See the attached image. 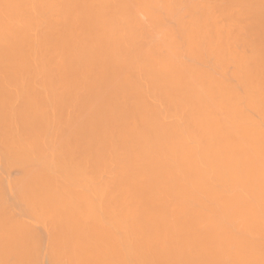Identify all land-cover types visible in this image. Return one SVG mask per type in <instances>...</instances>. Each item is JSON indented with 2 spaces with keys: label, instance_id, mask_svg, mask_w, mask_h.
Instances as JSON below:
<instances>
[{
  "label": "bare ground",
  "instance_id": "obj_1",
  "mask_svg": "<svg viewBox=\"0 0 264 264\" xmlns=\"http://www.w3.org/2000/svg\"><path fill=\"white\" fill-rule=\"evenodd\" d=\"M0 142L47 264H264V0H0Z\"/></svg>",
  "mask_w": 264,
  "mask_h": 264
},
{
  "label": "rangeland",
  "instance_id": "obj_2",
  "mask_svg": "<svg viewBox=\"0 0 264 264\" xmlns=\"http://www.w3.org/2000/svg\"><path fill=\"white\" fill-rule=\"evenodd\" d=\"M170 22H172V20L170 21ZM171 25V24H170ZM25 49H27V48H23V49H21V50H25ZM2 50V49H1ZM28 51V50H27ZM202 66H205V64H203ZM207 66V65H206ZM230 68V67H229ZM232 68V67H231ZM229 71H230V69H229ZM20 86V85H19ZM22 86H24L25 88H27V86H25V85H23L22 84ZM18 87V86H17ZM25 88H23L24 90H26ZM253 116H255V114L253 115ZM255 118V117H254ZM12 140L11 138H9L8 137V139H6V140ZM3 142V141H2ZM2 142H0V143H2ZM11 143V142H10ZM2 144H6V143H2ZM8 144V143H7ZM1 145V144H0ZM6 146H8V145H6ZM2 147H4V146H2ZM14 147H16V146H14ZM6 148V147H5ZM9 148H11V147H9ZM9 148H7V149H5V150H3V151H0V155L1 156H3L4 155V157H1L0 156V158H4L3 160L1 159L0 161H5V162H0V190H2V189H6L7 191H3V192H7V193H4L6 196H11V199L14 197V195H15V191L14 190H12L11 191V189H13V187H11L10 185L12 184V183H16L17 181H19V179H20V181H21V179H23L24 178V176L22 175V172L24 171V170H26L27 169V167L25 168V165L24 164H22V166L24 165V167L23 168H25V169H23V171L21 170L22 169V167L21 168H19V162L17 163H15V161L16 160H13V158L14 157H11V156H15V155H13V154H16V152H17V154H16V156H18L17 158H19V157H21V156H23L24 157V155L22 154H20L19 152H18V150H16V151H14L13 152V154L10 156V153H11V151H13V150H9ZM13 148V147H12ZM14 149H16V148H14ZM9 150V151H8ZM6 152V153H5ZM3 155H2V154ZM7 154H9V155H7ZM7 155V156H6ZM10 157H11V159H10ZM5 158H7V160H5ZM13 163H15V164H13ZM13 164V165H12ZM11 165V166H10ZM16 165V167H14ZM11 168H10V167ZM20 166H21V164H20ZM9 169V170H7V168ZM12 168H14V169H12ZM19 168V169H18ZM1 169H3V170H1ZM5 169V170H4ZM13 173V174H12ZM26 173H27V171H26ZM18 174H21V175H18ZM18 175V176H17ZM11 176H13V177H11ZM21 176V178H19ZM8 177V178H7ZM15 177V178H14ZM26 177H28V176H26ZM103 178V177H102ZM26 180H27V178H25ZM25 180V181H26ZM23 182V181H22ZM22 182H21V184H22ZM5 184V185H4ZM17 184V183H16ZM13 186H15L14 184H12ZM14 188H16V187H14ZM16 189H18V188H16ZM13 192H15V193H13ZM1 193V192H0ZM3 194V193H2ZM14 194V195H13ZM1 198H4L3 196H0ZM6 198V197H5ZM10 197H8L7 199H9ZM7 199H5L6 201H7ZM10 199V201L12 202L13 201V204L11 203V202H4L5 204H9L10 206L11 205H16V207L18 208L19 207V205L21 204H24V203H20L21 202V200H19L20 202H18L17 203V201L14 199H12L11 200ZM0 200H2V199H0ZM4 201V200H3ZM1 203H2V201H1ZM0 203V204H1ZM4 203H2V205H0V206H5V205H3ZM11 203V204H10ZM18 204V206H17V204ZM20 203V204H19ZM9 205H7V207L9 206ZM13 206V207H14ZM25 206V204L23 205V207ZM7 207H5V209L7 210V212L9 211V210H11L12 208L11 207H9L8 209H7ZM15 207V208H16ZM21 207V206H20ZM18 208L17 210H15V212H17L18 214L19 213H22L23 212V210H24V208ZM26 208V207H25ZM12 210H14V209H12ZM20 210H21V212H20ZM1 211H3L2 213H1ZM19 211V212H18ZM26 211V210H25ZM15 212H14V217H16L15 215H17V214H15ZM6 213V211H4L2 208H0V216L2 215V214H5ZM24 213V212H23ZM21 214V215H25V214ZM7 214H9V213H7ZM26 214H28V212L26 213ZM33 214V213H32ZM12 215V214H11ZM10 215V216H11ZM21 215H19V217L18 218H20V216ZM28 215H30V214H28ZM9 215H6L5 217H10ZM37 216H38V214H37ZM41 216V215H40ZM26 217V218H25ZM28 217H30V216H28ZM27 217V215H25V216H23V217H21L20 219H22L24 222H27L28 223V226L30 225V226H35V229L34 230H36V232H38L37 234H40L41 235V237L40 238H42V244H40L41 245V248H38V249H36V250H38L39 251V249H41V251H40V253L39 252H37V255H40V257L39 256H36V257H39L40 258V260L38 261H36V260H34V259H32V260H29V259H22L23 258V256L21 257V255H23L22 253H20L18 256L24 261V260H29V261H35V262H33V264H35L36 262H40L39 264H47V263H45V259L47 260V256L48 255H46V249H47V247H48V245H51L52 244V242L49 240V238H48V234L46 233V232H49L48 230V227H46V230L44 229V227H45V222L46 221H48V219H46V221H44V219H42L41 218V220L42 221H44V223H43V225H44V227H43V225L41 224V222L39 223V224H37L38 222H39V220L37 219V222H35L36 220H34L33 219V217L32 218H28ZM39 217V216H38ZM37 217V218H38ZM42 217H44V216H42ZM0 219H2V218H0ZM8 219H10V218H8ZM4 220V219H3ZM15 220H17L16 218H15ZM19 220V219H18ZM29 226V227H30ZM47 226V225H46ZM41 227V228H40ZM35 232V231H34ZM35 232V233H36ZM36 234V235H37ZM45 235V236H44ZM38 236V235H37ZM46 237V238H45ZM43 238H44V241H43ZM2 239H4V238H2ZM5 239H7V238H5ZM4 239V240H5ZM49 240V242L48 241H45V240ZM1 240V239H0ZM3 240V241H4ZM12 241H14L13 239H11ZM23 240H25V239H23ZM26 240H29V239H26ZM34 240H36V239H34ZM2 241V240H1ZM29 241H31V240H29ZM33 242V241H32ZM38 242H40V241H38ZM48 242V243H47ZM51 242V243H50ZM3 243V242H2ZM6 243H8V242H6ZM9 243H11V242H9ZM16 243H18V244H20V241H18V242H16ZM34 243V242H33ZM36 244H37V242H35ZM14 244V243H13ZM32 243H30L29 245H31ZM2 245V244H1ZM8 245H10V244H8ZM39 245V244H38ZM5 246H7V244H5ZM16 246V245H15ZM22 246H26V245H24V244H22ZM43 246V247H42ZM10 247V246H9ZM14 247V246H13ZM20 247V246H19ZM33 247V246H32ZM50 247V246H49ZM15 248V247H14ZM27 248V251L29 252V250L31 251L32 250V248H30L29 250H28V247H26ZM35 248V247H34ZM21 250V248H17V249H13V251L15 250H17V251H19V250ZM49 249H51V248H49ZM1 250V249H0ZM4 250H6V249H4ZM22 250H24V249H22ZM33 251H34V249H33ZM51 251V250H50ZM0 252H2V251H0ZM22 252V251H21ZM49 252V251H48ZM18 253V252H17ZM24 253H26V252H24ZM2 254V253H1ZM0 254V255H1ZM33 255H36L35 253H32ZM3 255V254H2ZM7 255H8V253H7ZM13 255V254H12ZM45 255H46V257H45ZM49 255H51V254H49ZM4 256H6V254L4 255ZM29 256L30 257H32V255H28V258H29ZM12 257H14V256H12ZM35 257V256H34ZM19 258V259H20ZM59 258H60V256H59ZM0 259H2V258H0ZM10 259H12V258H10ZM38 259V258H37ZM58 259V258H57ZM56 259V260H57ZM8 260V259H7ZM50 260V259H49ZM14 261V260H13ZM16 261H18V259H16ZM22 261V262H23ZM48 261V260H47ZM1 262V261H0ZM22 262H20V261H18V263H15V264H22ZM58 262V261H57ZM60 262H62V261H60ZM60 262H58V264H60ZM2 263H4V262H2ZM24 263V262H23ZM4 264H6V263H4ZM7 264H9V263H7ZM11 264H13V263H11ZM25 264H27V262L25 263ZM49 264V263H48ZM51 264V263H50ZM55 264H57V263H55Z\"/></svg>",
  "mask_w": 264,
  "mask_h": 264
}]
</instances>
